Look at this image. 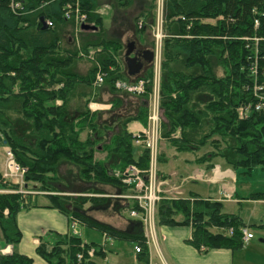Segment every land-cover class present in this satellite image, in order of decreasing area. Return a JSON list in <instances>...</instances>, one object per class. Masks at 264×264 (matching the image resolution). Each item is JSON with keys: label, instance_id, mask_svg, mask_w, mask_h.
Segmentation results:
<instances>
[{"label": "trees", "instance_id": "1", "mask_svg": "<svg viewBox=\"0 0 264 264\" xmlns=\"http://www.w3.org/2000/svg\"><path fill=\"white\" fill-rule=\"evenodd\" d=\"M24 1L28 8H38L43 0ZM134 2L112 0V6L127 10ZM140 2L142 11L135 22L142 26L135 29L145 34L156 22V0ZM63 4L57 1L29 15L16 16L8 0L0 1V135L17 165L27 169V193L0 194V264H34L31 257L16 250L23 240L18 216L33 206L32 192L45 194L49 208L58 209L69 220L78 219L84 228L101 236L106 233L115 241H131L140 249L139 258L149 264L142 221L133 220L131 228L121 230L90 214L99 204L111 201L99 196L105 193L99 186L128 193L118 171L130 165L149 169V151L141 148L137 154L135 137L128 131L132 122L147 124L148 108L104 119L103 113H92L89 104L99 100L103 89L113 95L125 93L116 89L117 81L145 80L151 92L153 68L134 78L128 76L126 46L109 37L99 0H81L88 22L98 30L81 32L79 48L86 52L100 49L96 61L106 73L103 85L94 88L96 64L87 77L73 71L81 59L80 49L73 40L74 23L62 17ZM42 17L53 19L55 26L43 30ZM163 27L162 138L178 152L196 153L209 146L196 161L209 168L216 158L246 174L264 167V113L251 111L241 119L238 112L255 103V85L264 86V0H165ZM114 106L119 107L117 101ZM97 153H105V159L98 160ZM64 166L71 168L69 175L76 172V179L85 187H64L63 183L69 182L61 172ZM159 178L166 180L161 173ZM250 199L264 200V194L255 193ZM156 223L190 226L189 244L201 253L239 251L245 246L242 230L247 226L240 217L226 213L219 201L197 196L164 198L157 205ZM47 236L36 249L46 264H98L95 258L108 257V251L83 236L70 232ZM7 246L14 250L4 255L1 250Z\"/></svg>", "mask_w": 264, "mask_h": 264}, {"label": "crops", "instance_id": "2", "mask_svg": "<svg viewBox=\"0 0 264 264\" xmlns=\"http://www.w3.org/2000/svg\"><path fill=\"white\" fill-rule=\"evenodd\" d=\"M100 1L101 0H99V7L101 8L100 13L101 15L104 14L103 17L106 26L110 20L115 19V15H120L121 11L119 12V10L112 6V0H106L105 2ZM120 24L125 25L122 19L120 20ZM125 28L118 30V32L121 33L119 35L122 36V38L114 37L115 35L111 30V32L107 29L106 30L110 38L120 40L126 47L129 43L135 42V47L137 49H152V31H147L145 34H139V32L134 28L133 30L132 28ZM72 34L73 40L76 46L79 48L80 35L76 36L74 31ZM128 35H131L133 39L129 40L127 38ZM93 64L97 65L99 62H93L87 58H81L74 64L73 71L81 76L87 77L90 74ZM93 87L96 89L98 88L94 86V82ZM115 101H117L119 104V107L117 108L114 106ZM57 104L60 105L61 101H57ZM91 105L94 109H91ZM144 107H148V100L146 97L130 95L128 93L113 95L106 89L101 91L99 100L92 101L89 104L90 111L92 113H103L102 115L104 119L106 115L116 116L118 119V117L136 114ZM145 126L146 125H143L141 122H132L128 125V131L132 134L140 133L144 130ZM164 141L161 152L162 163L168 161L166 158L168 146L173 148L166 139H164ZM137 148L139 149L138 154H140L141 148ZM173 149L177 151L175 148ZM201 151L196 152V157L192 160H185L188 173L187 176H185L182 180L176 178L179 176L177 171H173L170 174L161 172V174L166 177V188L172 187L173 193H181V196L179 197L185 199L192 196H197L205 200L222 202L224 206L228 203L241 204L243 199L238 196L236 191L235 184L237 183V177L233 171V168L228 166L221 158H216L211 162L214 165L212 168H209L207 163H197L196 161L206 153L205 152L204 154L200 155ZM97 154H103L106 157L105 153ZM105 157L98 160H104ZM3 166L4 161L0 171L3 170ZM32 195H34V199H31V201H33V206L28 210L22 211L18 216V225L23 233V240L19 246L16 247V250L20 254L31 257L34 260V264H46L44 260L36 255V249L40 245L41 239H46L49 233H59L66 235L69 233L70 220L67 215L63 214L58 209L49 208V202L42 205L38 204V198L40 197L38 195L47 197L45 194L40 192H32ZM257 201L258 200H256V202ZM178 219H181V216H179ZM130 222L132 223V221ZM157 237L158 238L156 241L158 242L157 250L159 253V258H161L160 261L162 260L166 264H244L243 262H247L245 255L243 256V260L239 258L242 256V253L239 251H231L229 249H215L205 253L199 252L196 248L189 244V241L192 238V229L190 226H160ZM150 255L152 264V250ZM160 261H156V263L154 262L153 264H160Z\"/></svg>", "mask_w": 264, "mask_h": 264}, {"label": "built area", "instance_id": "3", "mask_svg": "<svg viewBox=\"0 0 264 264\" xmlns=\"http://www.w3.org/2000/svg\"><path fill=\"white\" fill-rule=\"evenodd\" d=\"M1 1V0H0ZM9 7L12 13L16 16L29 15L36 10L44 8L45 6L57 2H64L62 7V17L65 20L72 21L76 26V31L80 30V26L88 23V15L83 11L81 0H43L38 8H28L24 0H8ZM157 18L162 16L161 24L154 32L155 36V59H154V79L153 90L149 94V111H148V124L143 132L135 135V144L143 147L149 151L150 167L147 170H141L135 165L128 166L124 171H118L117 177L121 180L124 187L127 188L126 195H120L121 199L132 201L136 208L129 209L131 218L139 219L142 221L145 229V236L148 245L151 244L150 239L155 237L154 227L156 222L157 205L163 199L162 186L163 181L159 178L157 169L159 158V145L162 133V111H161V96H160V72L162 61V41L165 37L163 33V19L165 12V0H157ZM48 28H53L55 22L51 18H44ZM258 25V23H256ZM258 41V39H255ZM96 51L88 53L81 52V56L95 60ZM256 74V70L254 68ZM106 73L102 71L101 66H98V71L95 77V85H102L105 81ZM146 82L140 81L136 84H127L121 81L115 83L117 89L127 91L131 94L144 95L146 94ZM256 101L254 104L239 108L238 112L241 119L248 116L251 111L264 113V86L256 84L253 89ZM6 144L5 141H3ZM27 173L26 168H21L17 165L14 153L10 149H6L4 169L0 172V194L6 193H25L23 190L24 176ZM8 187H20L18 190L7 189ZM80 221L72 219L70 224L71 232L74 235H81L79 230ZM229 234H233V230H229ZM253 234L249 230H243V240L248 243L253 239ZM156 238V237H155ZM113 240L108 234H104V243H112ZM201 250H205L201 247ZM5 252V251H3ZM136 252H140L137 247ZM82 256H79L81 259Z\"/></svg>", "mask_w": 264, "mask_h": 264}, {"label": "rangeland", "instance_id": "4", "mask_svg": "<svg viewBox=\"0 0 264 264\" xmlns=\"http://www.w3.org/2000/svg\"><path fill=\"white\" fill-rule=\"evenodd\" d=\"M106 0H101L100 2H105ZM142 6L140 0H135L132 7L128 8L127 10H121L120 15H115V19L110 20L109 23L106 24V29L108 31H112V33L115 35L114 37H120L118 30L121 28H138V24L142 22H135L136 17L141 13ZM165 15V12H164ZM104 16V14H103ZM162 16L156 18V22L154 26L152 27V37H153V45L155 47V36L154 32L158 26V24H161ZM125 23V25L120 24V20ZM160 22V23H158ZM158 23V24H157ZM164 23V19H163ZM121 25V26H119ZM126 29V28H125ZM123 29V30H125ZM110 31V32H111ZM129 40H132L133 38L131 35H128L127 37ZM137 38V37H136ZM153 48V47H152ZM125 54V53H124ZM125 113V112H124ZM126 114V113H125ZM112 115H106L107 118H110ZM164 139L160 141L159 145V157L161 156L162 152V145L164 144ZM209 150V146L202 149L200 152V155L204 154ZM135 152L138 154L139 149L136 147ZM5 153L6 149L3 145L0 144V168L2 167L3 161L5 160ZM105 156L102 154H97V159H103ZM196 157L195 153H181L178 151H175L173 148L168 146L166 151V158L168 161L166 162H159L158 158V165L157 169L160 172H165L170 174L173 171H177L179 173V176L176 177L177 179H183L185 176H187L188 170L186 169L187 165L185 163V160H192ZM220 160V159H219ZM69 167L64 166L61 168V172L63 173V176L67 177L69 179V182H64V187L68 188L69 190H77L82 187H85L82 185L81 182H79L75 174L76 172H73L72 175H69L70 172ZM191 170V169H190ZM193 170V169H192ZM234 173L236 174V191L238 196L243 199L241 204L237 203H228L224 206V211L227 213L234 214L242 219L244 224L247 226L248 230L254 235V238L245 244L244 248L239 250L240 253H242V256L239 258L243 260V256L245 255V258L247 259V262H243L244 264H264V200H258L257 202L250 199L251 195L255 193H262L264 194V167H257L255 168L250 174H246L243 169H233ZM166 181H163L162 186V192L163 196L168 199H175L179 196H181V193H173L172 187L166 188L167 184ZM100 189H102L105 193L104 195H107L108 198H110L111 201L101 203L99 204L95 209H93L90 214L95 219L109 224L111 226H114L121 230H127L130 228L131 222L136 219H132L129 216V212L126 209L128 206V200L121 199L118 195V191L110 186H99ZM189 188V187H188ZM34 196V195H32ZM40 196L38 198V204H47L49 200L47 197ZM260 201V202H259ZM131 204H133L132 201H130ZM154 227V233L156 234L155 237L152 236L150 239V253L152 250V264L156 261H160L161 258H159V253L157 250L158 242L156 239L158 238V231L159 227L157 226V223L155 222ZM143 225V224H142ZM144 228V225H143ZM80 231L83 233V238L89 242V243H95L97 246H102L106 248V251H108V258L102 259V258H95V262L98 264H148L145 261H142L139 256L137 255L134 247V243L131 241H114L113 244L108 243L104 246L103 244V237L95 230L90 228H84L83 226H80ZM145 232V231H144ZM222 232V231H221ZM7 248V247H6ZM5 250V249H4ZM3 251V250H2ZM149 264H151V257L149 258ZM160 264H166L162 260L160 261Z\"/></svg>", "mask_w": 264, "mask_h": 264}, {"label": "water", "instance_id": "5", "mask_svg": "<svg viewBox=\"0 0 264 264\" xmlns=\"http://www.w3.org/2000/svg\"><path fill=\"white\" fill-rule=\"evenodd\" d=\"M42 29L47 30V25L44 19H41ZM83 31H97L98 28L90 25H83ZM135 42H131L127 45V50L125 53V64L127 68V73L130 77H136L144 71L145 65H151L154 60V52L151 49L142 50L139 55L134 53Z\"/></svg>", "mask_w": 264, "mask_h": 264}, {"label": "flooded vegetation", "instance_id": "6", "mask_svg": "<svg viewBox=\"0 0 264 264\" xmlns=\"http://www.w3.org/2000/svg\"><path fill=\"white\" fill-rule=\"evenodd\" d=\"M141 51H142V50L137 49V48L135 47V51H134V53L137 54V55H139V53H140Z\"/></svg>", "mask_w": 264, "mask_h": 264}, {"label": "bare ground", "instance_id": "7", "mask_svg": "<svg viewBox=\"0 0 264 264\" xmlns=\"http://www.w3.org/2000/svg\"><path fill=\"white\" fill-rule=\"evenodd\" d=\"M158 226V225H157Z\"/></svg>", "mask_w": 264, "mask_h": 264}]
</instances>
